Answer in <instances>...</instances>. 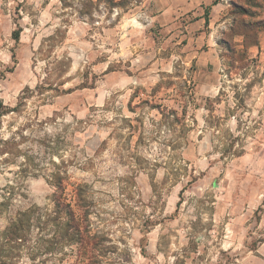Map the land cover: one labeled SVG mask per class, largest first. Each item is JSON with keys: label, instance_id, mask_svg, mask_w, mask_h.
<instances>
[{"label": "rangeland", "instance_id": "obj_1", "mask_svg": "<svg viewBox=\"0 0 264 264\" xmlns=\"http://www.w3.org/2000/svg\"><path fill=\"white\" fill-rule=\"evenodd\" d=\"M145 1L0 0V232L49 211L60 176L72 204L84 187L92 264H242L264 242V0H225L206 100L192 35L148 25ZM52 232L13 264H77Z\"/></svg>", "mask_w": 264, "mask_h": 264}, {"label": "crops", "instance_id": "obj_2", "mask_svg": "<svg viewBox=\"0 0 264 264\" xmlns=\"http://www.w3.org/2000/svg\"><path fill=\"white\" fill-rule=\"evenodd\" d=\"M145 4H148L145 12L149 18L148 25L157 26L173 35L177 33L184 36L192 35V41L198 48L193 62L194 95L197 99L215 98L219 93L220 78L225 69L221 44L223 39H219L218 34L222 35L233 27L227 18V2L146 0ZM236 35L237 42L240 43L237 44L238 47L244 49V36ZM250 253L251 255L243 257L242 264H264V242Z\"/></svg>", "mask_w": 264, "mask_h": 264}, {"label": "trees", "instance_id": "obj_3", "mask_svg": "<svg viewBox=\"0 0 264 264\" xmlns=\"http://www.w3.org/2000/svg\"><path fill=\"white\" fill-rule=\"evenodd\" d=\"M15 40H17L16 37ZM6 112L7 109L0 103V118ZM171 115L174 121L178 120L176 111H171ZM7 145L8 142L3 143L0 140V146ZM4 151L5 149L0 147V153ZM222 155L238 157L241 154L234 149V145L229 144L224 148ZM55 187L57 191L52 197L53 206L49 211L40 212L39 209L32 208L18 211L10 218L8 225L0 232V264H13L14 258L23 249H26L27 244L31 241L33 229L43 231L48 225L53 228L52 240L54 242L46 241L49 243V247L45 251H53L55 250L54 245L59 244L62 247L76 245L77 264H92L91 258L87 255V248L88 244L98 237L87 229L88 225L85 223L89 211L83 198L84 187L77 186L74 188L76 199L73 204L64 197L63 177L57 176L55 178ZM4 208V204H0V213L5 210Z\"/></svg>", "mask_w": 264, "mask_h": 264}]
</instances>
